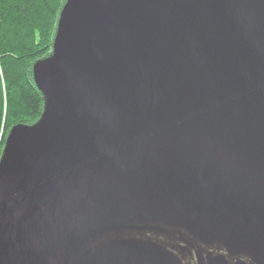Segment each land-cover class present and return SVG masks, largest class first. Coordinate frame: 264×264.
Segmentation results:
<instances>
[{
	"label": "water",
	"instance_id": "obj_1",
	"mask_svg": "<svg viewBox=\"0 0 264 264\" xmlns=\"http://www.w3.org/2000/svg\"><path fill=\"white\" fill-rule=\"evenodd\" d=\"M117 1L102 8L95 0L64 5L80 10L77 29L88 24L99 29L93 35L102 32L86 39H107L105 26L115 25L121 3L136 12L117 15L121 34L115 43L68 64L66 81L76 99L64 144L43 150L31 139L22 149L36 153L1 162L0 264L58 262L62 244H73L76 236L86 242L82 231L90 240L96 235L91 222L119 218L109 203L137 210L132 218L142 223L152 206L134 201L160 194L139 187L148 178L141 137L150 144L147 150L159 154L146 169L150 173L165 168L177 149L192 152L182 170L187 186L181 195L167 188L166 195L174 215L191 219L201 234L196 240L249 259L229 264H264V220L257 217L264 213V100L250 103L264 95V0ZM140 7L150 11L139 13ZM138 16L147 25H137ZM69 39L74 38L61 40ZM58 43L55 37L54 49ZM91 56L97 58L87 62L82 99L70 76ZM33 71L44 99L47 91L57 101L58 94L38 85ZM107 182L113 189L104 190ZM182 200L190 205H177ZM84 247L75 245L69 258ZM99 253L90 249L85 262L102 261ZM112 254L129 252L124 246ZM206 263L228 261L219 255Z\"/></svg>",
	"mask_w": 264,
	"mask_h": 264
},
{
	"label": "rangeland",
	"instance_id": "obj_2",
	"mask_svg": "<svg viewBox=\"0 0 264 264\" xmlns=\"http://www.w3.org/2000/svg\"><path fill=\"white\" fill-rule=\"evenodd\" d=\"M95 1L99 5L98 8H102L106 6L110 0ZM117 2L120 1L118 0ZM133 11L136 12L135 9L124 6L123 3L118 5L114 12L115 25L107 24L105 26L104 30L107 35V39L105 40L104 37L102 39L99 37L86 39L87 35L92 36L94 31L98 32L99 29L97 26H88V24H84V28L80 30L77 29L79 26H77V28L75 27V23H79L80 19L78 18L82 15L78 7L74 9L71 2H69V4L62 9L56 30V39L59 43L50 56L41 58L34 64L38 85L42 86L44 89L48 87L57 93V101H52L48 95L50 93L46 91V100H44L42 114L38 120L31 124H16L10 129L2 148L0 164L8 156H31L36 153L38 149H22L31 139L38 143L39 148L44 147L43 150H45V148H52L64 144L66 139L70 136L73 123V116L71 113L75 110L76 99L74 95H71L70 92L73 91L66 81V69L68 64L81 57L82 54H86L93 50L105 49L109 44L115 43L117 37L120 38L121 34L120 27L118 28V25L121 23L119 21L120 16L117 15L121 13H131ZM149 11L148 8L140 7L137 12L142 13ZM135 21L137 25H147V20L143 16H138ZM152 27L153 22L148 28ZM97 32L95 33L96 35L94 34L93 36H103L102 32L98 34ZM65 36L67 38L73 37L74 39L62 41L61 39ZM91 57L94 58L90 60L84 58L76 64L70 76L72 86L78 91L82 99L84 90L80 85L87 81V76L84 72L87 66H89L87 62L93 64L97 58V56ZM101 62H103V60H101ZM261 92L264 93V86ZM252 98L253 99L250 101L251 104L257 103L256 99L261 98L260 104L264 100V95H255L252 96ZM247 103H249V101H247ZM140 141L142 143V150L148 155L145 159L146 167L144 169V173L148 178H146L145 182L139 184V187L147 185L152 186L155 192L160 194L156 199H153L151 196H140L134 201L138 203V205L151 204L150 206L152 207L147 209V211L150 212L149 215L144 217L141 223L132 218L138 214L137 210L129 211L124 207L121 208V202L114 204L109 203L108 207L110 209L115 208L114 216H118L119 218L109 221L103 220L99 224L94 221L91 222L92 230L96 235L94 237L92 236L90 240L88 237H90L91 234L82 231L80 235L84 234L87 236L86 242L76 240L78 238V236H76L73 240V244H71V242L70 244H62L57 250L60 254V256H57L59 260L53 264H78L79 261H84L83 264H90V260L85 262L86 254L90 252V249L92 252L97 251L102 255V261H92L91 264H200L199 254H197L199 250L194 247V242L202 249L203 254L205 253V255L209 256L207 258L204 257L203 261L214 257L210 255L213 254L211 251L216 247L207 246L196 240L201 234L199 235L196 231L197 229L192 227L191 219L184 214L179 217L177 214L174 215L168 207L174 202L169 195H166L167 188L170 194L181 195L183 187L187 186L185 182L187 175H183L182 170L190 164L192 152L189 149H177L173 155L171 154L170 159H166L165 168L156 166V172L150 173L146 169L152 168L156 164L159 154L155 149H146L150 144L146 142L144 137H141ZM69 150H71V148ZM151 159L154 160V164ZM113 187L114 183L107 182V186L104 187V190L109 191L113 189ZM161 197H165V199L160 200ZM166 197H168V200H166ZM177 205L190 204L182 200L179 201ZM105 213L106 212L100 213V215L105 216ZM257 217L264 220V213L260 214L258 212ZM163 220H165V222L161 223ZM75 245H85V247L77 250V252L69 258L68 256H71L70 252L74 249ZM124 246H126L129 254H112L116 248ZM216 250L218 252L220 251V249ZM207 251L208 253H206ZM214 261L218 262L220 260L215 259ZM227 261L228 264L229 262L234 263V261L230 259H227ZM247 261H249L248 258Z\"/></svg>",
	"mask_w": 264,
	"mask_h": 264
},
{
	"label": "trees",
	"instance_id": "obj_3",
	"mask_svg": "<svg viewBox=\"0 0 264 264\" xmlns=\"http://www.w3.org/2000/svg\"><path fill=\"white\" fill-rule=\"evenodd\" d=\"M66 1L0 0V155L14 125L34 123L42 114L34 64L53 52Z\"/></svg>",
	"mask_w": 264,
	"mask_h": 264
},
{
	"label": "crops",
	"instance_id": "obj_4",
	"mask_svg": "<svg viewBox=\"0 0 264 264\" xmlns=\"http://www.w3.org/2000/svg\"><path fill=\"white\" fill-rule=\"evenodd\" d=\"M193 244H194V247L199 250V252L197 254H199L198 255L199 256V259L202 262L203 261V258L204 257L207 258L208 256L205 255V253L204 254L202 253V249L198 246L197 243H193ZM216 249H218V248H215L213 251H211L213 254L210 255V256L216 257V256H219V255H225L227 259L233 260L234 262L237 261V260H244V259H245V261H247V258L246 257H242V256H233V257H230L229 254H228V252L223 247L222 248H219L220 249L219 252H216L217 251ZM206 253H208V251ZM83 263H84V261H79L78 262V264H83ZM205 263H206V259H205Z\"/></svg>",
	"mask_w": 264,
	"mask_h": 264
},
{
	"label": "flooded vegetation",
	"instance_id": "obj_5",
	"mask_svg": "<svg viewBox=\"0 0 264 264\" xmlns=\"http://www.w3.org/2000/svg\"><path fill=\"white\" fill-rule=\"evenodd\" d=\"M216 252H218V251H216ZM200 264H206V263H205V261H202V262H200Z\"/></svg>",
	"mask_w": 264,
	"mask_h": 264
}]
</instances>
